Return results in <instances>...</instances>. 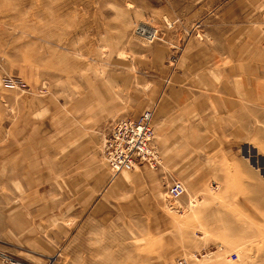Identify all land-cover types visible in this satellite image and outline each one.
<instances>
[{
    "label": "rangeland",
    "instance_id": "rangeland-1",
    "mask_svg": "<svg viewBox=\"0 0 264 264\" xmlns=\"http://www.w3.org/2000/svg\"><path fill=\"white\" fill-rule=\"evenodd\" d=\"M147 108L201 168L111 190L98 129ZM0 264H264V0H0Z\"/></svg>",
    "mask_w": 264,
    "mask_h": 264
},
{
    "label": "built area",
    "instance_id": "built-area-1",
    "mask_svg": "<svg viewBox=\"0 0 264 264\" xmlns=\"http://www.w3.org/2000/svg\"><path fill=\"white\" fill-rule=\"evenodd\" d=\"M134 35L151 42L160 38L158 26L150 21H140L134 25ZM154 110L147 108L137 116L124 115L113 123L102 142V155L112 172L132 170L136 164L147 162L157 168L162 161L161 153L154 142ZM185 192L180 179H172L168 187L169 198L176 199Z\"/></svg>",
    "mask_w": 264,
    "mask_h": 264
},
{
    "label": "crops",
    "instance_id": "crops-1",
    "mask_svg": "<svg viewBox=\"0 0 264 264\" xmlns=\"http://www.w3.org/2000/svg\"><path fill=\"white\" fill-rule=\"evenodd\" d=\"M170 21H172V20H170ZM144 110H142V111H144ZM153 110H154V117H153V123H154L155 108H153ZM139 114H137V115H139ZM137 115L134 114L133 116H137ZM121 116H123V115H121ZM121 116H118V117H115V118L110 119L108 121H105L100 125L98 130L100 131V134H101V137H100V152H101V154H102V142H103V139L105 137V134L111 129L115 120ZM88 117L92 119V122L87 124V125H85L84 122H82L83 128H85V130H87V131H84L81 135L76 137L75 145L77 144V146H81V145L85 144L84 146L87 147V150H91L92 152L94 151L93 156L95 157L96 148H94V145H96V137L94 136V133L92 132V131H94L96 133L95 127L93 125L95 120H94V116H92V115L88 116ZM174 121H175L174 124H171L172 128H174L176 125V120H174ZM167 128L170 129V126H168ZM169 131L166 132V136H165L171 142L169 149L167 148L166 144L161 139L159 141L158 140L156 141V139L154 138V142L156 143L159 151L161 149V152H162L161 155H162L163 159H162V162L159 164V166L157 168H153L147 162L139 161L136 164L135 168L136 167L140 168L143 171V175H149V176L154 175V174L151 171L147 170L146 166L148 168L150 167L154 170H157V171H159V179L162 180L163 182H167V180H168L167 176L171 175L169 172L170 169H174V171L179 172L181 174V177L184 180L190 179L194 175L195 169L201 168V163H202L201 161L202 160H200V159H198V160L197 159L196 160L184 159L185 154H188L190 152V148L189 147H183L182 145H180L178 147L175 144H173V140L177 135L171 136ZM171 149H173V151H175L176 149H179V150L177 151V155L175 157L169 158L167 156V154H169V151ZM164 153L166 155H164ZM103 164H104L103 162H99V161L94 162L96 170H98V175L101 177L100 180H102V173L103 174H104V172L106 173V171L104 170V168H106V166H104ZM105 164H107V162H105ZM88 165H90V163ZM107 167H109L108 164H107ZM202 167H205V166H202ZM109 170H110L109 172L107 171V173L109 174L108 183L110 184L111 190H113L116 187L118 188V186L120 185V178L124 175H121L119 177V175H117L118 173L115 174L114 172H112V170L110 168H109ZM185 173H187L186 176H184ZM145 178L146 177H141L140 179H142V180H141V182H138V184L145 186V184L143 182V179H145ZM197 180L198 179L187 180V181H189V184H196ZM145 182L147 184H149L147 182V180ZM168 184H169V182L167 183V186H168ZM193 186H196V185H193ZM155 187H156V184L151 183V188H149V191L148 192H147V190H146V192L143 191L144 193L142 194V197H140V199H143V200L154 199L155 196H154V194H151V193L154 192L153 190ZM168 214L170 215V213L167 210H164V212L161 214L160 218H163L165 223H166V219H167ZM183 219L187 220L189 222L187 225L184 226L185 227L184 229H183V225H182ZM173 220H174L175 232H182V231L191 232L194 230L193 225L191 224V222L192 223L194 222V221H192L191 212L181 211V212L175 213L173 215ZM199 225L201 227H204V225H205V219L202 218L201 213L199 214ZM188 226L190 228H188ZM198 231H199V229L197 230V232ZM201 243H203V241H201Z\"/></svg>",
    "mask_w": 264,
    "mask_h": 264
},
{
    "label": "bare ground",
    "instance_id": "bare-ground-1",
    "mask_svg": "<svg viewBox=\"0 0 264 264\" xmlns=\"http://www.w3.org/2000/svg\"><path fill=\"white\" fill-rule=\"evenodd\" d=\"M122 171L127 172V171H129V170H122ZM168 187H169V186H168ZM185 192H186V186H185ZM185 192H184V193H185ZM167 194H168V189H167ZM168 197H169V195H168ZM179 197H180V196H179ZM179 197H178V198H179ZM178 198H176V199H178ZM170 199H172V198H170ZM176 199H172V200H176Z\"/></svg>",
    "mask_w": 264,
    "mask_h": 264
}]
</instances>
